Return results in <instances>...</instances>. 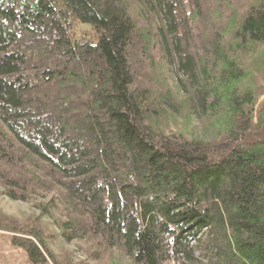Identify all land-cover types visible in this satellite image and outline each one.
Returning <instances> with one entry per match:
<instances>
[{
	"label": "trees",
	"instance_id": "obj_1",
	"mask_svg": "<svg viewBox=\"0 0 264 264\" xmlns=\"http://www.w3.org/2000/svg\"><path fill=\"white\" fill-rule=\"evenodd\" d=\"M161 62L215 137L159 132L135 67ZM261 72L264 0H0V188L47 219L63 206L64 237L129 264H264ZM35 223L0 214L42 264Z\"/></svg>",
	"mask_w": 264,
	"mask_h": 264
},
{
	"label": "rangeland",
	"instance_id": "obj_2",
	"mask_svg": "<svg viewBox=\"0 0 264 264\" xmlns=\"http://www.w3.org/2000/svg\"><path fill=\"white\" fill-rule=\"evenodd\" d=\"M136 21L138 23H144L142 20ZM76 25L78 26V30L82 32L79 35V38L93 44L97 43V34L89 25ZM75 31H77V29ZM161 63L162 64H159V72H161L160 76H157L158 72L156 70H150V67H135V80L140 86L144 87L148 93L150 92L149 96L155 103L156 107L154 110H156L158 114L153 120L156 122L155 126L160 128L159 132L164 133V135L180 136V138L185 140L194 138L200 140L205 138L210 140L215 137V135H217V128L213 126L209 127L210 125L207 124V121H200L196 118V116L192 113L193 110L189 108L188 97L181 92L175 91L177 77L173 74H169L165 69V64L163 62ZM258 70H260V68L255 71ZM254 81H256L257 85H260L255 91L256 94L262 95L260 98L261 103L259 105L262 107L264 103V73L261 72V74L257 75V78H254ZM157 90L162 92H176L178 94L176 97L179 99V101L176 99V105L178 104L177 107L179 109L172 112L162 105L161 99L156 97L158 94H156V92H158ZM52 188L53 189L51 190V193H49L48 198L56 195L54 194L55 190L57 192L55 197H57V202L61 206L60 198L62 199L64 192L61 190L58 191L55 186ZM4 194V191L0 188V214L2 216L15 219L20 222L31 219V222H36L35 225L41 226V228L45 231L44 242L46 244L48 254L52 259L47 257L45 263L42 264H54V262H59L61 264H129L128 262L126 263V261H123L124 259L120 256V254H114L105 249V251H102V248H100V250L96 249L95 244L92 243L94 240L90 237L85 239L80 238L73 242L68 240V233L64 237V228L59 229V225L65 222L63 218V206L59 208L57 213H54L53 218L47 219L42 217V215H40L35 209L37 204L42 202L41 199H36V201L34 200V203H32V201L30 203H22L18 201H11ZM38 194L43 196L41 191H39ZM9 238V234L0 232V264H32L21 249L11 245ZM96 250L98 252L100 251V253H98L100 254L99 260L94 259Z\"/></svg>",
	"mask_w": 264,
	"mask_h": 264
}]
</instances>
